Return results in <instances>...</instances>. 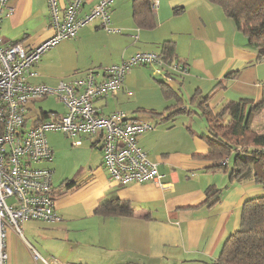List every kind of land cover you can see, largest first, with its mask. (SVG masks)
I'll list each match as a JSON object with an SVG mask.
<instances>
[{"label":"crops","instance_id":"0c3cea01","mask_svg":"<svg viewBox=\"0 0 264 264\" xmlns=\"http://www.w3.org/2000/svg\"><path fill=\"white\" fill-rule=\"evenodd\" d=\"M70 1L58 3L63 7ZM133 1L112 0L110 27L117 31L105 29V33L100 18L82 25L75 37L41 54L28 80L55 86L87 70L100 76L102 67L138 52L162 53L163 43L170 41L172 52L165 57L186 65L185 73L165 69L166 75L173 74L170 81L152 73L159 77L153 78L158 86L152 84V99L142 96L144 81L149 79L131 68L125 76V90L98 99L95 105L102 112L108 99H117L119 108L108 113L121 110L130 117L153 120L156 127L138 137V146L158 164L163 181L171 182L172 189L151 182L112 184L100 147L90 140L101 160L77 162L73 173L58 185L52 183L61 220L24 221L21 231L26 222L38 226L36 234L22 231V237L8 229L7 264H44L41 259L49 264H216L225 239L239 227L243 203L262 193L253 179L230 178V156L222 166L219 160L205 157L208 122L201 104L218 110L229 101H259L264 94V58L258 59L256 47L216 3L157 0L152 9L154 26L138 27ZM98 2L82 0L79 17ZM9 4L14 11L1 21L3 43L19 42L28 50L52 35L46 0H9ZM108 39L112 50H108ZM33 103L27 105L28 124L45 113L40 109L32 115ZM208 189L219 194L209 197ZM114 198L128 202L131 214L99 213L100 203ZM28 244L40 259H34Z\"/></svg>","mask_w":264,"mask_h":264},{"label":"built area","instance_id":"2783aa9c","mask_svg":"<svg viewBox=\"0 0 264 264\" xmlns=\"http://www.w3.org/2000/svg\"><path fill=\"white\" fill-rule=\"evenodd\" d=\"M46 1L49 26L53 31L48 39L27 50L19 42L5 44L0 37V264H7L8 229L22 237L20 223L24 221L61 220L53 195V171L37 166L39 162L53 159V150L46 137L48 132L93 139L100 147L103 167L114 185L151 182L172 189L171 182L163 181L158 164L138 146V137L155 125L130 117L121 110L99 113L95 102L115 97L125 90V76L131 66L152 67L155 76L161 75L168 81L175 73H185L187 66L169 62L160 53L138 52L119 64L103 67L100 76L87 70L81 77L61 81L56 86L30 83L28 78L33 75V66L41 54L75 37L86 22L100 18L106 30L117 31L110 27L108 10L112 0H99L83 17L78 15L82 0H71L63 7L58 0ZM156 6L157 0H153V8ZM13 11L9 0H0V25ZM165 69L171 71L172 76L166 75ZM126 94L132 93L126 90ZM51 95L61 103L62 113L48 111L28 124L27 105ZM80 143V139L74 141V145ZM28 246L34 259H40L37 251L30 244Z\"/></svg>","mask_w":264,"mask_h":264},{"label":"trees","instance_id":"16d2710c","mask_svg":"<svg viewBox=\"0 0 264 264\" xmlns=\"http://www.w3.org/2000/svg\"><path fill=\"white\" fill-rule=\"evenodd\" d=\"M208 1L222 7L235 27L256 47L258 59H263L264 0ZM152 9L153 0L133 1V17L138 27L154 26ZM171 52L170 41H165L160 54L168 56ZM160 83L164 84L163 81ZM201 106L208 122L205 157L219 160L218 166H222L224 158L233 152L230 178L253 179L262 187L260 195L243 203L239 227L225 239L216 264H264V131L250 128L251 117L258 113H263L264 117V94L259 101H229L218 110L205 104ZM211 193L212 189H208L209 197L213 193L219 194V190ZM132 210L128 202L117 198L103 201L98 208L99 213L105 215H129Z\"/></svg>","mask_w":264,"mask_h":264},{"label":"rangeland","instance_id":"374dc122","mask_svg":"<svg viewBox=\"0 0 264 264\" xmlns=\"http://www.w3.org/2000/svg\"><path fill=\"white\" fill-rule=\"evenodd\" d=\"M157 5H158V2H157ZM89 22H86L85 24H87ZM103 29L105 30V28H103ZM104 32L107 33L108 31L105 30ZM108 41H109L107 44L108 50H112V40L108 39ZM124 41H123L122 48L124 47ZM121 62L122 61H120L119 63H121ZM119 63H116V64H119ZM110 65H107V66H110ZM131 68H132V70H136V69L141 70L142 73L141 72H139V73L141 75L144 74V77L149 79V82H148V80L144 81L145 82V84H144V92L145 93H143L142 96H149L152 99H154L155 95L152 93L153 92L152 84L156 85V87L158 85H157V81L154 80L156 77L153 76V74H152L153 73L152 67H147V66H143L141 64H137V65L131 66ZM159 77H161L162 79H165L161 75ZM159 77H157V78H159ZM59 82H61V81H59ZM59 82H57V84ZM54 85L56 86V84H54ZM147 106H152V105H147ZM31 107L33 108L32 109V112H33L32 115H35L34 113H39L40 109H42L45 112L57 111L59 113H62V111H63V107H62L61 103L58 101V99L55 96H52V95L47 96L46 98L37 100L35 103L31 104ZM115 108H119L117 99H110V100L108 99L107 100V106L102 111L103 113L99 110V108H98V112L102 113V114H107L109 111H111ZM128 114H130V115L135 114L137 116H139V115L145 116L144 114H146V113H138L137 114L136 112H132V113L128 112ZM149 121H151L150 122L151 125H154L152 119H149ZM250 128L253 130H256L258 132L264 131L263 113H258V114H255L253 117H251ZM46 137H47V141H48L49 145L53 149L54 159L51 162H43L40 164V166H46V167H49L50 169H52V171H53L52 183L53 184L58 185L61 180H63L64 178H66V176H69L71 173H73L72 170H74L75 167L77 166L76 165L77 162H86L88 164L90 162H99L101 160L99 149L96 147L90 146L91 145L90 140L93 141V139L87 138L83 135H77L76 137H70V136L63 134L62 132H53V131L48 132ZM76 139H80L81 143L79 145H74V141ZM72 145L78 146V147H73ZM229 156L231 157L230 161H232L233 157H234V153L233 152L229 153L228 157ZM79 165H80V163H79ZM37 226H38V223H36V222H26L22 225V231L24 232V234H26L27 231H28V234H34V233L36 234L37 233ZM28 238H29V240L31 239L29 236H28ZM32 242H34V241H32Z\"/></svg>","mask_w":264,"mask_h":264}]
</instances>
